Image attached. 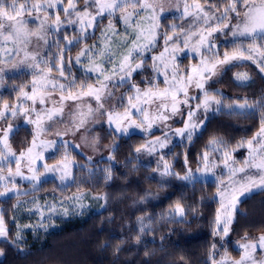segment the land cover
I'll list each match as a JSON object with an SVG mask.
<instances>
[{"label":"trees","instance_id":"trees-1","mask_svg":"<svg viewBox=\"0 0 264 264\" xmlns=\"http://www.w3.org/2000/svg\"><path fill=\"white\" fill-rule=\"evenodd\" d=\"M188 2L191 3L192 0ZM212 3H215V8L210 6ZM225 6L222 0H210V4L204 5L206 11L213 12L217 17L223 14ZM141 14L133 16L131 23L135 25L139 22L147 32L153 21L143 16V10ZM120 16L121 14L112 18L113 29H108L109 19L105 18L98 23L93 35L86 38H82L83 34L77 24L68 25L67 21L66 27L51 34L52 44L48 58L54 59L53 68L59 74L56 61L60 53H63L64 72L69 86L73 77L69 74L70 71L77 75V85L82 82L96 84L99 73L86 72V68L91 66L89 57L97 63L102 61L105 71L111 72L114 64L118 68L120 56L127 54L136 35L142 30L128 27ZM194 21L193 16H167L161 19L160 26L155 29L154 43L133 53V66L142 60L144 63L134 80L122 84L123 87L130 86L129 93L134 92L133 85L141 92L153 88L157 81V72L153 67L156 61L153 58L160 57L161 53L165 56L169 54L168 51L165 52V34L171 36L174 33L171 26H178L176 31L186 34L194 30L191 28ZM113 31L116 35L112 34ZM68 40H73V43L69 44ZM180 40L181 38L178 39ZM106 42L115 56L98 55L105 49ZM137 43L143 45L147 42L142 38ZM230 43L219 44L218 52L221 56L225 51H232L233 43ZM84 49L89 51L81 56V63L77 64L75 58ZM183 59L180 68L185 70L190 63H198L197 58H192L189 53H185ZM69 60L72 62L70 67ZM238 73H246L249 78L237 80ZM123 75L117 71L105 84H111ZM225 76L221 81L224 86H228L226 89L229 93L225 96L217 94L225 108L217 112L215 106L212 113L197 116L198 122L204 126L191 142L174 139V143H168L165 148L157 149L150 155L143 150L140 153L135 151L147 141L145 136L136 133L118 135L104 130V138L113 147L111 159L90 161L85 154L68 144L73 175L67 182V187L56 178H48L43 173L40 176L41 183L37 184L35 190L20 194L18 198L16 195L0 198V209L9 230L7 240L0 242V251L3 252L0 264H211L209 257L213 252L212 245L216 246L217 260L224 253L233 260L237 259L240 251L234 247L235 243L242 241L245 233L254 237L264 232V190L242 202L230 239L226 241L215 232L220 206L216 198L218 185L215 182H189L175 176H161L154 171L158 164L163 168L164 161L160 159L163 155L173 172L184 175L187 170L185 156L187 155L188 163L195 164L213 137L224 140L227 145L230 144L229 147H235V144L241 140H249L258 131L261 126L259 106L252 107V111H248L251 114L246 115H229L226 107H233L235 102L242 103L244 99L250 104L258 100L264 101V76L257 68L249 67L248 64L236 66ZM31 78L33 77L24 72L9 77L8 88L0 93V104L2 100L18 102L21 89L31 90L28 86ZM66 80L65 77L61 79L62 82ZM133 81L134 84H131ZM138 82L142 84L138 85ZM63 93L66 95L68 91ZM17 127L12 144L16 150L22 151L33 141L34 135L28 127ZM63 143L58 144L56 151L49 152L46 164L52 166L63 158ZM106 169H111L112 174L108 181L105 180ZM16 182V186L28 187L29 190L33 185H24L20 179ZM145 193L148 195L145 196ZM77 195L82 196L80 203L83 207L70 199ZM141 197L144 199L141 200ZM178 201L185 208L183 218L174 215V207ZM64 207L68 208L66 214ZM141 217L144 218L143 234L140 233ZM42 223L45 227L40 226ZM18 230L21 233L20 239L16 238ZM137 235H140L139 243L136 241ZM146 252L148 255H145Z\"/></svg>","mask_w":264,"mask_h":264},{"label":"snow or ice","instance_id":"snow-or-ice-1","mask_svg":"<svg viewBox=\"0 0 264 264\" xmlns=\"http://www.w3.org/2000/svg\"><path fill=\"white\" fill-rule=\"evenodd\" d=\"M79 3L80 0H66V3L65 0H11V3H8L7 0H0V51H4L5 53H10L12 51L7 48L8 42H11L14 46L20 44L27 45V43L30 42L29 38L31 36H36L38 40H44L47 35L48 28H51L53 31H59L61 27L65 26V22L61 19V13H63V16L66 18L68 25H73L78 22L79 30L81 34H83L87 32L89 28L95 27L97 17L107 16L109 19L108 29H113L114 26L111 23V20L117 13H121L120 19L123 20L125 25L128 27L142 29L139 22L133 25L131 20L133 16H141L142 14L139 10H143V16H147L149 20L153 21V23L149 25L147 32L142 29L136 35L135 40L132 42V46L127 50V54L120 56L118 68L117 65L114 64L111 72L105 71L102 61L97 63L95 59L89 57L91 66L86 68V72L99 73V76H97L96 79V84H99L100 87H95L93 84H84L83 82L77 85L75 81H73L68 87L67 96L61 95V101L65 99L79 100L86 96L92 97L97 102L98 108L96 110L98 111L104 107V104L101 102V98L104 90L107 88L105 81L110 80L112 76L117 73V71L124 74L121 76V80L124 79V76L131 77L132 72L141 67L142 61L141 63H136L135 66H133V53L135 51H142L148 46V44L154 43L156 37L155 29L160 26V18L157 9H159L160 12H163L165 4L164 0H83V9L78 10L77 6ZM222 3L226 6L223 9V14L217 17L205 10L204 5L210 4V0H203V3H201V0H192L191 3H189L188 0H184L182 15L184 17L193 16L197 21L203 20L204 25L207 26L199 30V40L197 41L196 46L193 47V51L199 53L201 47H207L208 50L211 51V49L215 48L216 45L209 43V37L212 36L213 33L222 32L225 29L230 31L232 37L234 38L232 51H225L222 56L219 52H214L211 59L202 56L200 66L192 68V75H188L186 78H178L175 70L172 73L171 80H169L168 76L165 74L164 83L167 87H165L163 91L159 90V88L154 85L153 88H156L155 91L149 89L141 94V90L133 85L136 95L128 97V106L125 107L124 111L122 113L115 111L107 112L108 123L110 125L115 124L116 131L127 134L128 128L135 127L144 132H151L153 124L157 120L167 121L169 119L163 111H158L157 113L150 115L147 110L138 107L142 96L146 98L144 100L145 103H148L152 99H159L163 101L170 99L171 104L163 102L159 105V107L164 110H168L170 108L172 114H176L179 111V105L181 103H188V88L193 82H195V87L203 92V99L196 105V111L202 107L205 113H207L211 110L212 104H215L217 106L216 111L219 112L221 110V101L215 94L204 90V82L211 79L212 76L217 75L220 66L227 65L236 60H249L256 65L261 73H264V0H222ZM210 6L213 8L216 7L215 3H212ZM175 7L177 11H179V3H177ZM49 9L55 10L54 19L52 18V14L49 13ZM91 9H95V12L93 13ZM129 9H132L133 11H129ZM34 13L35 16H33ZM41 13L43 14V19H41ZM25 15L32 17V19L36 22L31 29L29 28L30 21L23 18ZM73 16L75 19H72ZM50 19L52 21L51 24L48 23ZM211 20L216 21L215 25L209 23ZM233 20L235 21L234 23ZM172 31L174 33L176 32L175 26ZM205 32L207 35L204 34ZM106 33L107 29L105 30V35ZM112 34L116 35L115 31H113ZM192 35H197V33H191L185 36V47H188V42ZM142 38L147 43L143 45L137 43ZM65 39H68L67 36H65ZM170 40H172V37L165 34V45H168ZM258 41L261 43H258ZM45 43H47L46 40ZM68 43L72 44L73 40H68ZM245 43H247L246 47ZM168 50L169 49L166 47L165 52ZM172 50H178L176 42L173 43ZM88 51V49H84L76 56L75 59L77 64L81 63V56H84ZM106 54L110 57L116 55L108 49L107 42L105 43V49H102L98 55L103 57ZM29 55V53L25 52V59L29 58ZM163 56L164 53H161L160 57H154L153 59L160 60ZM31 59L33 64H30L29 67L39 68L40 62L36 61L35 55H31ZM173 59H175V57H173ZM21 63H23V61H21ZM69 63H71V61H69ZM45 66L47 73H51L53 71L52 67L47 66V62H45ZM56 66L59 68V75L64 76V55L62 52L56 61ZM2 73L3 69H0V74ZM101 76L103 79H100ZM248 78L249 77L246 73H238L236 75L237 80H247ZM49 83L53 82L47 80L46 76L37 79L36 74L34 73L31 94L23 91V89H21V94L25 99L32 100L33 103L36 102L37 96L40 95V103L43 104L44 98L42 93L44 89L47 88ZM53 87H55L54 83ZM64 88L65 85L61 84V91H63ZM75 88H79V91L74 92L73 89ZM181 92L185 97L183 101L178 99V94ZM193 99L198 98L193 97ZM236 106L237 108L242 109V111L236 112L235 109H232L231 105H228L230 109L228 113L229 115L251 114L246 111L250 107L259 106L261 109V126L259 131L252 139L241 140L236 145V147L239 148L246 144L248 148V156L242 162L243 167H235L234 165L236 162L232 160V152L228 150L226 142L222 139L213 137L209 140L208 146L205 148L200 157L203 162V167L196 168V172H203L205 175L209 173L215 175L213 169L217 165L210 161V153L220 151L221 147H223L224 151L222 153V160L225 168L228 169L229 183L226 187H218L217 189L220 197L221 208L225 209V211L223 213V221L221 213H217L216 226L219 228L220 224L223 222L224 227L222 231L225 236L228 235L229 225L232 223V214L235 211L237 204L240 202V197L244 196L246 193H251L254 189L264 190V101L258 100L250 104L247 99H244L242 103H237ZM21 107L22 106L18 105L17 107L9 108V105L4 103L3 109L0 110V118H4L5 113L8 111H11L12 115L15 116L17 114V109ZM133 109H135V113L133 112ZM23 111L27 112L28 110L23 109ZM62 111V108L46 110L44 115L37 113L35 120H32L30 117L28 118L29 123L36 125L38 129L37 135L33 137L32 147H29L26 153L21 152L20 156L15 159V172H13L11 167H8L7 170L11 179L9 180L8 178L0 175V181H3V190L0 191V197H7L9 193L16 189V176H20L22 179L34 181L33 188H35L37 184L41 183V173H39L35 167H32L37 159H44L42 152H36L33 156L34 149L38 147L36 139L40 132L46 131V129L42 127L43 121L45 119L51 120L54 115H58ZM93 111L94 110L89 105L88 113H80V115L84 117ZM187 116L188 122L184 123L183 128L175 129V133L177 136L191 142L196 130L203 129V124L193 121L195 111L192 110L191 107H189ZM125 121H127L126 124ZM85 122V119L82 118L79 124L75 125L77 130L79 127L83 126ZM10 131H12L11 126H9L7 130L3 131V136L0 138V144H3L7 151V155L0 152V172L4 171L6 164L3 162L8 161L9 156L16 157V153L12 152L10 146L8 145V136ZM57 135H60V133H57ZM169 139L168 134L165 133L164 138L157 137L155 141L148 140L140 147H137L135 151L140 153L143 150L150 155L154 154L158 147L161 149L165 148L169 143ZM47 143L49 145H55L56 142L49 141ZM63 147L65 148L63 158L52 166L45 164L43 166V172L45 174L59 173L61 184L67 187V182L72 179L71 169L73 165L67 151L68 142L65 141L63 143ZM76 147H79V145H76ZM26 155L29 160L28 171L31 173L29 176H25L20 169L21 161ZM111 158L112 157H109V159ZM53 159H55V157H53ZM160 159L164 161L163 168L161 169L158 164L154 171L159 172L161 176H175L177 179L189 182L196 179L191 168H188L184 175H180V173L172 171V166L164 159L163 155H161ZM229 161H232V163H229ZM187 163L188 158L186 155L185 165H187ZM247 169H254L255 171L249 172L246 171ZM105 172L107 173L105 180H111V169H106ZM237 173H244V176L239 180L234 179ZM217 179L223 183L222 177H217ZM9 184H11L12 187H9ZM19 195L20 193L16 192L17 198ZM147 195L148 193H145V196ZM70 199H72L79 207H83L82 203H80L82 196L77 195L71 197ZM143 199L144 197H141V200ZM14 207H16V205H14ZM64 212L65 214L68 212L67 207H64ZM174 215L182 218L185 216V208L179 201L175 204ZM139 223L141 225L140 233L143 234L145 231L143 217L139 218ZM40 226L45 227L43 223ZM8 236L9 230L6 225L5 216L3 212H0V238H7ZM20 237L21 233L18 230L16 238L20 239ZM241 239L244 242L239 243V249L241 250L239 259L230 260L227 253H225L224 256L217 260V254L215 252L216 246L212 245L213 252L209 257L211 264H264V259L258 260L256 258V254L258 252L264 254V233L258 237H250L247 233H245ZM136 241L138 243L140 242V235L136 236ZM117 251H119V249H117ZM2 255L3 252L0 251V256ZM145 255H148V253L146 252ZM181 259L184 258L181 257Z\"/></svg>","mask_w":264,"mask_h":264},{"label":"rangeland","instance_id":"rangeland-1","mask_svg":"<svg viewBox=\"0 0 264 264\" xmlns=\"http://www.w3.org/2000/svg\"><path fill=\"white\" fill-rule=\"evenodd\" d=\"M7 2L11 3V1H7ZM177 3H179L180 5L179 11H177L175 7ZM183 3H184V0H164L165 8L163 12H160L159 9H157V12L160 18L159 23L161 19L167 16L184 17L182 15L183 14ZM83 7H84L83 0H80V3L78 4L77 8L78 10H82ZM48 11L50 14H52V18L54 19L55 10L49 9ZM91 11L94 13L95 9H91ZM129 11H133V10L129 9ZM139 11L141 12L142 10H139ZM210 13L215 15L213 12H210ZM119 14L121 13H117L115 17H117ZM40 15H41V19H43V14L41 13ZM33 16H35V13L33 14ZM187 17H190V16H187ZM23 18L28 19L30 21L29 23L30 29L36 23L32 19V17H29L27 15H25ZM72 18H75V17L73 16ZM105 18H107V16L97 17V23L95 27L89 28L87 32L83 33L82 38L83 37L86 38V36L88 37L89 35L90 36L93 35L94 31L97 28L98 23H100ZM61 19L64 22L67 21L66 18L62 15V13H61ZM51 22L52 21L50 19L48 23L51 24ZM234 22L235 21L233 20V23ZM209 23L212 25H215L216 21L211 20L209 21ZM76 24L79 29V23L77 22ZM66 26L67 25H65L64 27ZM64 27H61L60 29ZM173 27L174 26H171V29H173ZM176 27L178 26H175V28ZM205 27L207 26L204 25L203 20L197 21L195 19V21L191 25V28H194V30L188 31V33L186 34H183L184 32L181 34L176 31L175 33L171 35L172 40H170L168 45H166L167 48L169 49L168 56L164 55L160 60H155L156 64L154 62V65H153L154 70L157 72V77L155 78L157 81H156L155 86L158 87L159 90L163 91L164 88L167 87V85L164 83L165 74L168 76L169 80H171L172 73L175 70L178 78L179 77L186 78L188 75H192V72H191L192 68L200 66V61H201L202 56L205 58L211 59L213 53L218 52L219 44L223 43L225 45H228L227 42L233 43L234 38L232 37L231 32L225 29L222 32H215L212 34V36L209 37V43L216 45V47L212 48L211 51H209L207 47H201L199 53L193 51L192 50L193 47L196 46V43L199 40V30ZM46 28H47V25H46ZM53 32L55 31H53L51 28H48L47 35L45 36L44 40H38L36 36H31L29 38L30 42L27 43V45L20 44V45L14 46L11 42H8L7 48L11 49L12 51L10 53H5L4 51H0V54H1L0 61H3V62H0V69H3V73L0 74V93L1 92L3 93L4 90L8 88L7 79L9 77L22 73V72L27 73L29 76L33 77L30 80V85H28L29 87H31V90L23 89V91L28 92L29 94H31L32 88H33L34 73L36 74L37 79L43 76H46L47 80L52 81L55 84V87H53V83H49L47 85V88L44 89L42 93L43 98H44L43 104L40 103V95L37 96L36 102L33 103L32 100L25 99L22 94L20 95V98L18 102L16 103H11V102L2 100V103L0 104V110L3 109L4 103H7L9 105V108L17 107L18 105L22 106L21 108L17 109V114L15 116L12 115L11 111H8L5 113L4 118H0V138H2L3 136V131L7 130L9 126H11L12 131L9 132L8 145L10 146L12 152L16 153V157L9 156L8 161L3 162L6 164V167L4 168L3 172H0V175L8 178L9 180L11 179V177H9V174H8V170H7L8 167H11L13 172H15V169H16L15 159L20 156L21 152L26 153L27 149L29 147H32V142H31L28 146H25V148L22 151L16 150V148L12 144L13 134L18 128L17 126L20 125V126H25V127L30 128L31 131L33 132V135L36 136L38 129L35 124L28 122V118L30 117L32 120H35L37 113L44 115L46 110H53V109H60V108L63 109V111L60 112L58 115H54L51 120L45 119L43 121L42 127L46 129V131L40 132L36 139V144L38 145V147L34 149L33 156L35 155L36 152H42L44 159L43 160L37 159L35 163L32 165V167H35L37 171L41 173V175L44 173L43 166L46 164L45 161L47 160L49 152L56 151L58 149L57 148L58 144L61 142H65V141L68 142V144L73 146L76 150L85 154L90 161H98L104 158H109L113 151V147H111V143H109V141L106 140V138H104V135H105L103 132L104 130L108 132L110 131L115 132L118 135H128L131 133L141 134L142 136H145V138H147V141L148 140L155 141L157 137L164 138V134L167 133L168 137L170 138L169 139V145H170L174 143L176 139L179 141L184 140V138L176 135L175 129L183 128L184 123L188 122L187 112L189 110V107H191V109L195 111V116L193 117V121L195 122H198L197 116L201 115V113H205L202 107L198 111H196V105L200 103V101L203 99V92L200 89L196 88L195 82H193L192 85L188 88V103L187 104L181 103L179 105V111L176 114H172L170 108L168 110H164L159 107V105L163 102H167L171 104L170 99L167 101H163L159 99H152L148 103H145L144 100L146 98L143 96L141 97L138 107H141L147 110L150 115L155 114L158 111H163L164 114L169 117L167 121L157 120L153 124L151 132H144V131H141L139 128H135V127L128 128L127 134L116 131L115 124L110 125L108 123L107 112L115 111V112L122 113L125 107L128 106V97L136 95L135 90L133 93L128 92V88L130 86L123 87L122 84L128 80L135 79L134 77L136 76V74L140 70L143 69V63H144L143 60H142V63L141 61L138 62V63H141V67L136 69V71L132 72L131 77L126 76L124 77L123 80L115 79V81H112L111 84L109 83L106 84L107 88L104 90V93L102 94V98H101V102L104 104V107L102 109H99L97 111L96 109L98 108V105H97L96 100L88 96L83 97L79 100L65 99L61 101V95L67 96V94L65 95L63 93V91H68L69 85L67 83L68 81L66 80L67 74H65L64 76H60L59 74H56L53 68L54 59L48 58L50 44H52L51 34ZM191 33H197V35H192L191 39L188 42V47H184L185 36ZM180 34H181V37H179ZM204 34L207 35L206 32ZM180 38L181 40L178 41V39ZM238 39H243V38H238ZM45 40L47 41V43H45ZM174 42H176V45L178 48V50L176 51L172 50V45ZM25 52L30 54L29 58L27 59H25ZM185 53H189L192 58H197V61H198V63H190L188 69L186 70L180 68L181 61L184 60L183 58L185 57ZM31 55H35L36 61L40 62L39 68L29 67L30 64H33ZM173 57H175V59H173ZM21 61H23V63H21ZM69 61H68V65H69L68 67L72 66V62L69 63ZM45 62H47L48 67L53 68V71L51 73L46 72ZM245 64H248L249 67L257 68L256 65L253 64L249 60L232 61L227 65L220 66V69L217 75L212 76L211 79L204 82V90L212 94H215L216 96L217 94H220V96L228 95L229 91L226 89V87L228 86H224V83L221 80H223L224 77L226 78L225 76L226 73L229 72L231 69L235 68L238 65H245ZM69 74H72L73 76L70 79L71 81L69 84L71 85L73 81H75V83L77 84V82H79V79L77 78V75L75 74V72L70 71ZM262 75L264 76V73H262ZM64 77L66 81L62 82L61 79ZM158 80L161 82H158ZM221 82L223 84H221ZM227 82H229V79L227 80ZM161 83H163V85ZM61 84L65 85V88L63 91H61L60 89ZM131 84H134V81ZM139 84L141 85L142 82H138V85ZM93 85L95 87H100L99 84H93ZM55 89H58L61 92H58V90H55ZM152 90L155 91L156 88H152ZM76 91H79V88H77ZM142 93L143 92H141V94ZM234 96H237V95H234ZM234 96L232 97L234 98ZM193 97H197L198 99H193ZM238 97H242V96H238ZM178 99H180L181 101L185 99L184 94L182 92L178 94ZM89 105L92 107L94 111L82 117L80 113H88ZM236 105H237V102L234 103V106H233L234 108L232 107V109H235L236 112L242 111V109L237 108ZM215 106H216L215 104H212L211 110H209L207 113H212L214 111ZM223 107L224 106H222V102H221V108ZM23 109H27L28 111L25 112L23 111ZM226 110L230 111L229 107H226ZM246 111L247 112L252 111V107L248 108ZM133 112L135 113V109H133ZM82 118L85 119L86 122L83 124V126L79 127V129L77 130L75 125L79 124ZM126 123L127 121H125V124ZM198 132H199V129L196 130L194 136L198 134ZM57 133H60V135H57ZM172 134L174 135L171 136ZM255 134L253 136H255ZM253 136L250 139H252ZM49 141H55L56 143L55 145H49L47 143ZM76 145H79V147H76ZM229 145L227 146H228V150L232 152V160L236 162L234 166L237 168L243 167L242 162L248 156L247 145L245 144L244 146L239 147V148H237L236 146L229 147ZM157 149H160V148L158 147ZM223 151L224 149L223 147H221L220 151H217L215 153H210V157H209L210 161L217 165L213 169V172L215 173V175H212L211 173L205 175L203 172H196L197 167H201V168L203 167V162L201 161L199 157L196 159L195 164H190V163L187 164V169L191 168L193 170L194 175L196 177L195 180H199L203 182H206V181L215 182L220 188H224L228 185L229 183L228 169L225 168L223 160H222ZM0 152H3L5 155H7V151L3 144H0ZM229 163H232V161H229ZM28 167H29V160L26 155L20 164V169L25 176L31 175V173L28 171ZM246 171L251 172L255 170L247 169ZM72 175H73V171H72ZM46 176L48 178H56L58 181H60L59 173L57 174L47 173ZM243 176H244V173H237L234 179L239 180ZM217 177H222L223 183H221L220 180L217 179ZM18 179H20L21 183H24V185L25 183L27 184L34 183V181L22 179L20 176H16L15 177L16 185L18 184L16 182ZM40 180H41V177H40ZM8 186L12 187L11 184H9ZM37 186L38 185H36V187ZM36 187L33 188V185H32V188H30L31 190H29L28 187L25 188L24 186H20V187L16 186V189L13 192L9 193V195H12V196L16 195V192H19L20 194H25L28 191L35 190ZM2 190H3V181H0V191ZM259 192H263V190L254 189L251 193H246L244 196L240 197V202L237 204L236 209L232 214V223L229 225L228 235L225 236L223 234V231H222L224 227L223 222L220 224L219 228H217L216 226L215 232H217V235H219L221 238H223V240H226V241L230 239L233 224L240 210L242 202L248 197L254 195L255 193H259ZM0 198H3V197H0ZM216 198L220 205L217 213L218 212L221 213L222 221H223L224 219L223 213L225 209L221 208L220 197L218 195V192L216 194ZM0 212H1V209H0ZM258 236H254V237H258ZM4 240H7V238H0V242ZM243 242L244 241L235 243L234 247L238 249L239 251H241L239 249V243H243ZM223 255H225V253ZM223 255H220V256L222 257ZM227 256L230 260H233L232 258L229 257L228 254ZM256 258L258 260L264 259V254L258 252L256 254ZM237 259H239V257ZM237 259L235 258V260Z\"/></svg>","mask_w":264,"mask_h":264}]
</instances>
